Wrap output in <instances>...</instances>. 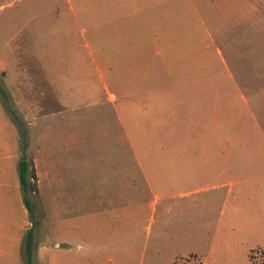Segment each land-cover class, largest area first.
Masks as SVG:
<instances>
[{"label": "rangeland", "instance_id": "rangeland-1", "mask_svg": "<svg viewBox=\"0 0 264 264\" xmlns=\"http://www.w3.org/2000/svg\"><path fill=\"white\" fill-rule=\"evenodd\" d=\"M116 1L0 0V236L58 224L43 139L60 134L80 264H264V0Z\"/></svg>", "mask_w": 264, "mask_h": 264}, {"label": "crops", "instance_id": "crops-1", "mask_svg": "<svg viewBox=\"0 0 264 264\" xmlns=\"http://www.w3.org/2000/svg\"><path fill=\"white\" fill-rule=\"evenodd\" d=\"M125 1V2H124ZM117 0L116 3L124 4L128 0ZM60 134L57 138L59 140L43 139V141H50L45 144L46 152L49 154L48 160L50 161L48 166V172H45V189L48 190L49 196L55 198L51 201L53 207L55 205L56 209H51V217L56 218L58 224H45V239L44 241L36 243V237L33 230V224H16L19 229H27L33 231V247L38 244V251L36 256L43 259V264H80L81 255L79 252V241L83 240L85 236V226L83 221L80 223L78 220L76 222L72 221L70 223L64 221L65 210H63L59 204H57V197L63 196L64 191L68 190V184L65 183V179L62 177L63 172H56L57 165H64L67 162L69 142L60 138ZM56 138V139H57ZM73 148V147H72ZM32 150V149H31ZM34 164L36 167V173L39 177L40 173V159L37 155H34ZM50 157V158H49ZM40 183V180H39ZM80 188V187H79ZM79 188L77 190V196H82L84 193V188ZM40 189V186H39ZM260 216L261 218L255 222V228L253 229V239L256 245L262 250L264 255V199L259 203ZM27 234H14V235H1L0 236V260L3 261L6 257L12 256L13 254L21 256L26 259V242ZM78 246V247H77ZM201 257V256H200ZM202 258V257H201ZM203 259V258H202ZM35 261V251L33 252L32 264ZM26 263L27 259H26ZM4 264V263H0ZM205 264V262H204Z\"/></svg>", "mask_w": 264, "mask_h": 264}, {"label": "trees", "instance_id": "trees-1", "mask_svg": "<svg viewBox=\"0 0 264 264\" xmlns=\"http://www.w3.org/2000/svg\"><path fill=\"white\" fill-rule=\"evenodd\" d=\"M22 147L24 151L27 150L28 145L23 142ZM19 179L24 194V203L29 213H33L32 202L30 201L28 194H39L38 188V175L34 161L31 157L24 155L19 163ZM26 259L28 264H32L33 260V231H29L26 242Z\"/></svg>", "mask_w": 264, "mask_h": 264}]
</instances>
